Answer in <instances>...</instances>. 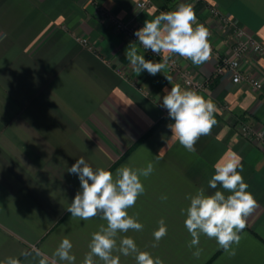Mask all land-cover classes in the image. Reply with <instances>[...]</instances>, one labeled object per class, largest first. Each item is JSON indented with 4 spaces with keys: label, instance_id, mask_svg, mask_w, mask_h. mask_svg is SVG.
<instances>
[{
    "label": "crops",
    "instance_id": "crops-1",
    "mask_svg": "<svg viewBox=\"0 0 264 264\" xmlns=\"http://www.w3.org/2000/svg\"><path fill=\"white\" fill-rule=\"evenodd\" d=\"M141 1L0 0V261L10 256L24 261L21 253L30 251L29 245L51 255L67 237L80 264L91 234L106 226L99 217L82 221L67 211L80 191L78 176L67 169L84 157L94 170L113 174L125 164H154L153 173L141 177L144 194L128 209L143 229L120 234L133 238L141 251L164 264H264V143L247 139L235 127L242 118L257 132L264 129V56L250 50L242 61L244 73L262 82L259 90L234 82L230 73H216L218 55L231 50L234 28L264 42V0H149L146 8ZM180 3L193 6L214 46L210 60L198 66L171 57L195 81L209 80L197 92L217 107V124L200 137L194 153L171 140L167 125L174 121L161 105L165 89L190 88L169 66L155 76L137 75L126 58L130 43H137L146 60L161 57L113 22L140 29L167 5L175 10ZM212 9L232 24L225 26ZM229 152L241 158V174L256 207L238 244L225 251L202 234L196 258L181 210L190 205L186 196L199 188L206 195L225 191L219 185L209 188L208 181L213 165ZM161 219L167 235L153 248ZM120 260L135 264L133 256ZM29 262L37 264L31 257Z\"/></svg>",
    "mask_w": 264,
    "mask_h": 264
},
{
    "label": "clouds",
    "instance_id": "clouds-1",
    "mask_svg": "<svg viewBox=\"0 0 264 264\" xmlns=\"http://www.w3.org/2000/svg\"><path fill=\"white\" fill-rule=\"evenodd\" d=\"M138 44L146 51L161 57L159 62L146 60L139 54L137 43H130L126 58L132 70L139 75L146 71L155 76L169 66L170 58L179 56L190 60L193 65H201L211 58V46L208 40L209 31L197 22L193 6L180 3L175 10L161 12L153 19L144 22V26L134 32ZM174 62V61H173ZM168 81L171 77H166ZM161 105L167 110L168 117L174 121L167 127L171 130V140L178 141L188 152H196L195 145L201 136L211 133L217 124L215 113L217 107L212 99H205L194 89L182 88L179 84L164 90ZM214 175L208 181V187L217 189L218 185L230 193L216 190L213 194H205L204 188H199L195 194H189L190 201L184 225L191 236L189 248H196L193 256L200 257L201 235L215 239L220 248L228 251L233 243H239L240 235L246 226V218L256 207V200L247 191L249 185L242 176L241 158L233 153H225L213 165ZM239 169V171H238ZM154 164L149 162L144 168H134L125 164L116 169L115 174L104 168L93 169L84 159H77L67 171L76 174L80 181L78 191L67 208L73 219L87 221L96 217L106 221L99 230L91 234L88 244L89 251L80 264H121V256H133L135 264H164L159 257H153L147 251H141L134 239L120 234L130 230L142 231L143 225L137 218L130 216L128 209L132 208L138 197L145 192L141 177L147 178L154 171ZM166 200L167 196H162ZM158 230L153 232L155 243L167 235V226L161 219ZM30 251L18 257H7L0 264H25L31 257L37 264H76L73 254V244L65 237L51 253H45L35 245H29ZM230 254L234 255V252ZM30 264V262H29Z\"/></svg>",
    "mask_w": 264,
    "mask_h": 264
},
{
    "label": "built area",
    "instance_id": "built-area-1",
    "mask_svg": "<svg viewBox=\"0 0 264 264\" xmlns=\"http://www.w3.org/2000/svg\"><path fill=\"white\" fill-rule=\"evenodd\" d=\"M141 8H146L150 6L149 0H143L139 3ZM172 6L167 5L163 8L162 12L172 11ZM212 12L216 16H220L223 24L225 26H230L232 23L230 19L226 16L220 15L216 9H212ZM115 27L117 30H120L126 33L131 39L138 41V38L134 35V32L138 28L132 23H123L113 19ZM209 40V39H208ZM211 50H214L213 43L209 40ZM253 50L257 53H260L264 56V42L255 39L253 36L249 35L245 30L241 28H234L233 33V43L229 54L220 56L218 55L216 61V73L221 75L224 73H230L232 80L236 83L247 82L254 89L259 90L262 88V82L256 79L251 74L244 73L242 69V61L245 58L248 51ZM148 53L160 57L150 50H147ZM174 61V62H173ZM169 67L171 70L177 72L184 80L185 85L196 91L203 90L204 87L209 83L207 82H198L193 79L190 72L187 69H183L180 66V63L177 59L171 58L169 62ZM221 109H225L224 106H221ZM236 130L247 139L251 141H258L264 143V129L256 131L248 122L242 118H238L235 123Z\"/></svg>",
    "mask_w": 264,
    "mask_h": 264
}]
</instances>
